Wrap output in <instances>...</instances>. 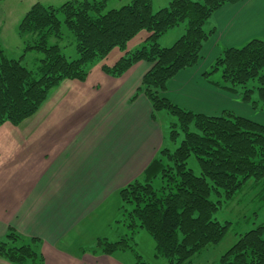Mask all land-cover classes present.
Returning <instances> with one entry per match:
<instances>
[{
  "label": "trees",
  "instance_id": "trees-1",
  "mask_svg": "<svg viewBox=\"0 0 264 264\" xmlns=\"http://www.w3.org/2000/svg\"><path fill=\"white\" fill-rule=\"evenodd\" d=\"M106 1L67 0L57 7L37 1L23 14L17 26L23 51H39L42 56L36 69L30 70L21 62L23 54L8 58L0 43V126L4 122L17 125L33 115L64 79L84 81L89 68L113 48L124 51L112 66H102L113 77L121 76L138 61L150 63L138 91L145 94L154 111L175 116L169 136L175 141L182 133V139L173 150L162 147L141 177L119 190L121 210L129 228H143L150 234L156 255L166 264H189L192 256L219 244L228 232L230 221L214 218L216 211L244 188L264 185V124L229 110L196 113L164 95L174 75L202 58L204 43L213 33L204 29L209 17L223 5L241 0H170L155 11L151 0H131L104 11ZM62 22L75 38L76 58H68L59 44L48 43L51 36L62 37ZM179 24L184 25V32L175 42L159 45V37ZM140 31L149 35L139 48L125 51L128 41ZM263 68L264 40L255 38L242 46L222 49L203 76L221 69L220 87L231 92L233 86L244 88L256 79L259 96L264 100ZM250 91L245 90L244 100ZM191 155L197 159L199 175L187 166ZM155 178L161 180L159 188L152 185ZM34 240L25 242L9 231L0 237V257L11 264L27 260L43 264L32 245ZM128 240L122 237L110 242L99 238L90 251H129L136 264H146ZM215 264H264V223L238 234Z\"/></svg>",
  "mask_w": 264,
  "mask_h": 264
},
{
  "label": "crops",
  "instance_id": "crops-1",
  "mask_svg": "<svg viewBox=\"0 0 264 264\" xmlns=\"http://www.w3.org/2000/svg\"><path fill=\"white\" fill-rule=\"evenodd\" d=\"M156 1L162 8L170 0ZM119 3L128 2L119 0L115 7ZM263 15L264 0H241L217 9L205 24L213 33L202 58L174 75L164 95L196 113L236 109L237 115L264 124L210 74L203 76L222 49L264 40ZM183 32L179 24L158 43L168 46ZM148 35L140 31L125 51L139 48ZM123 53L113 48L84 81L64 79L33 115L17 125L0 126V237L13 231L25 242L35 239L32 245L43 264H128L114 253H92L90 248L102 238L96 229L114 214L119 190L141 177L164 147L159 113L167 112L154 111L138 91L150 63L138 61L119 77L102 70ZM0 264L11 263L0 257Z\"/></svg>",
  "mask_w": 264,
  "mask_h": 264
},
{
  "label": "rangeland",
  "instance_id": "rangeland-1",
  "mask_svg": "<svg viewBox=\"0 0 264 264\" xmlns=\"http://www.w3.org/2000/svg\"><path fill=\"white\" fill-rule=\"evenodd\" d=\"M37 1L45 6L52 5L57 7L67 0H0V43L4 49L5 56L8 58H19L23 54L24 56L21 62L30 70L36 69L38 60L41 58L42 53L34 50L27 52L23 51L24 42L17 32V26L23 14ZM120 1L130 2V0ZM118 2L119 0H107L104 11L111 8H118L115 7L118 6L116 5ZM157 4L158 2L154 0V5L152 8L153 11L158 10L156 8H160L156 7ZM119 5H121V3H119ZM166 5L167 3L164 6ZM59 17L62 20V16L60 15ZM206 28V25H204L205 30ZM61 29L62 37L54 38L51 36L48 39V43L59 44L63 53L68 58H76L77 53L75 50V38L73 34L65 27L63 22L61 24ZM257 29L260 30L261 27H257ZM171 42L172 43H170L168 46L172 45L174 40ZM98 62L94 63L92 66L96 65ZM91 67L89 68L88 72L90 71ZM261 73L264 74V68L262 69ZM209 76L212 77V80L218 81V84L223 85L221 69L213 71ZM258 86V81L254 79L250 80L244 88L241 85L233 86L232 88L234 91L229 92L234 94L236 101L244 103L248 106L246 113L255 116L257 119L259 116L264 119V100L259 96ZM246 89H251L252 91L247 92L249 97L248 99L244 100L243 96ZM233 110L236 112V114H239V111L236 109ZM159 115H161L159 116L160 123L165 133L163 148L166 147L170 150H173L178 146L182 139V133L178 135L175 141H172L169 136V124L171 121H176V118L175 116L165 112H161ZM187 166L191 168L195 174H200V167L195 156L191 155L188 158ZM152 185L155 188H159L161 186V180L159 178H155L152 182ZM261 186L264 187V185ZM261 188L262 187L244 188L233 201L225 203L216 211L214 218H217L221 222L230 221V228L228 232L219 244L210 245L200 253L192 256L191 262L189 264H215L219 260V257L236 241L238 234L243 233L244 231L253 227L256 223H264V188L263 190H261ZM212 199H214L213 196ZM121 205L122 203L120 201L118 205H116L114 214H109L107 217H105L106 222L103 223L101 228L96 229V233L101 234L102 238H106L110 242L118 241L122 237L129 238V244L132 246L133 250L139 254L141 261L146 262V264H166V260L164 258L156 255L154 240L146 230L143 228H136L133 230L128 227L127 221L124 219V212L121 210ZM126 208L129 209L128 206H126ZM113 253L128 264H136L135 256L129 251H125L123 254L121 250L116 249L113 251ZM23 264H32V262L31 260H27Z\"/></svg>",
  "mask_w": 264,
  "mask_h": 264
}]
</instances>
